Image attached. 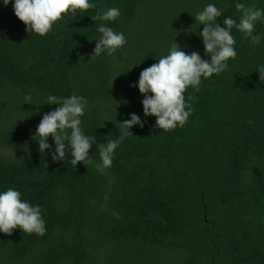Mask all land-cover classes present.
Masks as SVG:
<instances>
[{
	"label": "trees",
	"instance_id": "1",
	"mask_svg": "<svg viewBox=\"0 0 264 264\" xmlns=\"http://www.w3.org/2000/svg\"><path fill=\"white\" fill-rule=\"evenodd\" d=\"M93 2L45 36L28 32L12 3H0V190L16 188L40 205L47 229L0 233V264H264V79L257 71L264 39L254 45L233 28L237 56L228 70L202 79L198 91L189 87L194 111L183 127L164 131L145 116L144 96L132 85L175 42L210 60L194 15L215 3L223 27L240 15L236 0ZM240 2L264 8V0ZM110 7L120 9L115 21L92 18ZM100 23L127 43L91 59ZM257 32L264 35V24ZM73 93L88 100L81 117L94 137L87 166L71 164L70 148L54 161L33 139L44 113L58 107L47 96ZM131 113L144 126H133L111 167L97 170V144L116 139ZM48 142L54 150L51 136Z\"/></svg>",
	"mask_w": 264,
	"mask_h": 264
},
{
	"label": "clouds",
	"instance_id": "2",
	"mask_svg": "<svg viewBox=\"0 0 264 264\" xmlns=\"http://www.w3.org/2000/svg\"><path fill=\"white\" fill-rule=\"evenodd\" d=\"M0 3L5 7L12 3L15 15L24 22L27 31L40 36L47 35L67 13L75 14L77 10L96 7L93 0H0ZM235 8L240 15L237 19L227 16L223 20V27L218 18L224 14V10L215 3H207L194 15L196 22L204 26L198 35L203 40L205 54L210 56V60L203 59L196 51L186 53L175 42L168 54L160 56L157 63L141 71L138 82L132 86L138 87L143 94V112L145 116L156 117L157 128L171 131L183 127L194 111L191 103L185 99L187 89L191 87L198 91L202 79H209L228 70L229 61L237 56L233 28L254 45L264 39V35L257 32V25L264 24V8L246 5L240 0H236ZM120 14L119 8L110 7L92 18L95 21H115ZM97 32L100 36L94 39L96 46L91 59L104 53L112 56L127 43L125 34L115 31L109 24L100 23ZM257 71L261 80L264 79V68ZM192 99L189 95L188 101ZM46 103L58 107L44 113L36 127L33 139L37 141L38 138L39 151L45 153L47 150L54 161H64L66 149L70 148L72 165L77 166L83 162L87 166L93 163L89 150L93 147L94 137L86 135L81 128V117L88 109L87 98L75 93L66 97L49 94ZM135 125L144 126L141 117L131 113L130 119L117 125L120 134L116 139L96 143L100 157L94 165L97 170L111 167L115 150L126 137L133 135L131 129ZM49 136L54 140V150L48 142ZM17 228L23 233L41 236L47 231L41 206L22 199L19 190L8 187L0 190V233L11 236Z\"/></svg>",
	"mask_w": 264,
	"mask_h": 264
}]
</instances>
